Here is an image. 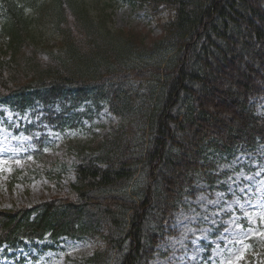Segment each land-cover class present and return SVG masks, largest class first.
<instances>
[{"label": "trees", "instance_id": "16d2710c", "mask_svg": "<svg viewBox=\"0 0 264 264\" xmlns=\"http://www.w3.org/2000/svg\"><path fill=\"white\" fill-rule=\"evenodd\" d=\"M136 1L158 34L111 30L85 0H0V106L61 124L54 104L89 101L118 119L50 163L49 182L73 176L62 194L0 209V249L66 237L98 244L79 264H150L218 155L264 153V0ZM28 10L46 11L57 46Z\"/></svg>", "mask_w": 264, "mask_h": 264}, {"label": "rangeland", "instance_id": "374dc122", "mask_svg": "<svg viewBox=\"0 0 264 264\" xmlns=\"http://www.w3.org/2000/svg\"><path fill=\"white\" fill-rule=\"evenodd\" d=\"M85 3L92 16H105L111 30L159 33L156 19L136 0ZM27 13L35 18L37 39L57 46L60 39L46 11ZM166 18L165 13L162 19ZM62 103L51 109L61 113V124L49 123L39 106L23 113L0 106V209L30 207L62 194L73 176L49 182L44 172L50 163L75 161L76 147H91L118 123L105 106L98 110L89 101ZM256 113L264 115V101L257 102ZM215 164V182L200 181L196 196L183 198L173 225L175 234L159 246L150 264H264V153L218 155ZM97 246L90 240L46 237L36 245L1 248L0 264H79Z\"/></svg>", "mask_w": 264, "mask_h": 264}]
</instances>
